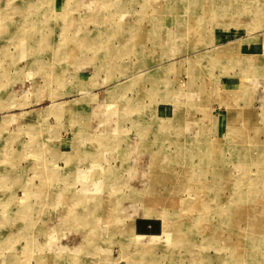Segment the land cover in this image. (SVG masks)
<instances>
[{
  "label": "rangeland",
  "instance_id": "rangeland-1",
  "mask_svg": "<svg viewBox=\"0 0 264 264\" xmlns=\"http://www.w3.org/2000/svg\"><path fill=\"white\" fill-rule=\"evenodd\" d=\"M0 264H264V0H0Z\"/></svg>",
  "mask_w": 264,
  "mask_h": 264
},
{
  "label": "bare ground",
  "instance_id": "bare-ground-1",
  "mask_svg": "<svg viewBox=\"0 0 264 264\" xmlns=\"http://www.w3.org/2000/svg\"><path fill=\"white\" fill-rule=\"evenodd\" d=\"M237 134V133H236ZM237 136V135H236ZM248 138V137H247ZM248 148V147H247ZM248 149H245V151H247ZM164 152V151H163ZM165 153H167V152H164V154ZM169 153H167V155H168ZM245 154V153H244ZM166 155V154H165ZM162 157L160 158V157H155L154 156V158H152V161H160V162H162L163 164H164V160H167L168 161V163H170V162H176L177 160H176V158L177 157H173V156H175V154H173L172 156H163V155H161ZM167 157V158H166ZM158 164V163H157ZM159 168V167H158ZM157 171V170H156ZM159 173H161V172H159ZM158 172H155V173H153V175H155V176H159V178L161 179V175H157V174H159ZM155 176H153V177H155ZM165 176V175H164ZM156 179V178H155ZM167 180V179H166ZM160 182V181H159ZM151 184V183H150ZM153 186V185H152ZM154 187V186H153ZM154 190V189H153ZM167 191V190H166ZM171 191V190H170ZM171 193V192H170ZM155 195V194H154ZM156 195H158L157 193H156ZM166 198V197H165ZM157 203V202H156ZM154 203L153 202H149L146 206L148 207V210L146 211V212H150V210L152 209L151 207L152 206H154L153 205ZM167 207V206H166ZM156 211V210H155ZM155 213V212H154ZM160 213V212H159ZM138 236V235H137ZM138 238V237H137ZM145 238V237H144ZM147 244V243H146ZM130 247V246H129ZM143 257V256H142ZM144 261V260H143Z\"/></svg>",
  "mask_w": 264,
  "mask_h": 264
},
{
  "label": "crops",
  "instance_id": "crops-1",
  "mask_svg": "<svg viewBox=\"0 0 264 264\" xmlns=\"http://www.w3.org/2000/svg\"><path fill=\"white\" fill-rule=\"evenodd\" d=\"M230 88H232V87H230ZM230 90H232V89H230ZM136 217L147 218V217H144V216L142 215V213L136 214V215H135V218H136ZM152 218H157V217H151V218H147V219H138L137 222L135 223V227H134V229L136 228L135 231H136L137 233H139V234H143V235L148 234V233H146V232H139V231H138V227L140 226V222H141V221H146V222H148V224H147V227H148V228H153L154 223H156L157 226H159V221L152 220ZM156 231H159V229L156 230ZM156 231H154V232H156ZM154 232H151V233H154Z\"/></svg>",
  "mask_w": 264,
  "mask_h": 264
},
{
  "label": "trees",
  "instance_id": "trees-1",
  "mask_svg": "<svg viewBox=\"0 0 264 264\" xmlns=\"http://www.w3.org/2000/svg\"><path fill=\"white\" fill-rule=\"evenodd\" d=\"M147 224H148V222H146V221H141V222H140V226L138 227V231H139V232L151 233V232H154V231L158 230V229H157L158 226H157L156 223H154L153 228H148V227H147Z\"/></svg>",
  "mask_w": 264,
  "mask_h": 264
}]
</instances>
